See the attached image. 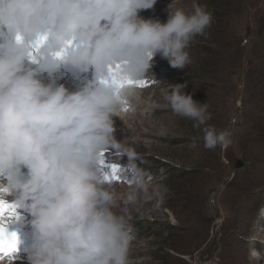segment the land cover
<instances>
[{
  "label": "clouds",
  "instance_id": "1",
  "mask_svg": "<svg viewBox=\"0 0 264 264\" xmlns=\"http://www.w3.org/2000/svg\"><path fill=\"white\" fill-rule=\"evenodd\" d=\"M156 3L0 0V200L26 216L28 264H129L136 232L129 208L142 196L162 198L150 191L141 154L115 138L113 118H122L157 54L175 69L190 63L186 49L212 15L195 0L191 13L172 0L166 22L139 15ZM65 69L91 79L69 91L57 83ZM184 87L171 85L164 100L200 128L211 115ZM202 130L206 149L232 143L228 130ZM112 155L127 157L119 168L123 193L115 188ZM12 233L15 250L0 261L19 251L22 241ZM249 256L259 260L261 253Z\"/></svg>",
  "mask_w": 264,
  "mask_h": 264
},
{
  "label": "rangeland",
  "instance_id": "2",
  "mask_svg": "<svg viewBox=\"0 0 264 264\" xmlns=\"http://www.w3.org/2000/svg\"><path fill=\"white\" fill-rule=\"evenodd\" d=\"M193 2L174 0L172 6L191 13ZM171 3L172 0H157L152 9L142 10L139 15L166 22ZM250 5L247 4L234 16L231 23L236 37H243L245 47L250 48L248 65L254 22L262 11L264 0L255 8H252L254 4ZM251 34L253 40L250 39ZM262 52L264 60V50L258 52L257 49L251 55L253 67L260 63ZM191 63L192 60L184 69H175L157 54L151 71L143 80L145 83L136 86L137 96L125 106L122 118H113L117 141L141 154L143 163L140 166L148 174L146 179L150 182V191L157 189L162 192V198L142 196L129 208L131 222L136 229L129 251V264H264V243H261L264 240V216L260 215V209L264 208V134L251 126L252 117L256 118L261 113L258 109L264 104L262 84L252 78L247 89L243 90V85L238 83L241 73L238 74L237 67L228 69L225 74L220 103L212 108V128L217 132L226 130L233 111L240 108V112L230 126L231 145L226 150L220 149V164L219 146L207 151L204 145L193 146L190 140L200 136L184 129L178 122L179 116L164 100V94L170 91L171 85H184L189 78L188 66ZM66 75L63 74L66 79L64 86L69 91L77 90L79 82L91 79L90 72L79 77ZM59 78L57 82L61 84ZM240 98L241 107L238 106ZM161 129L165 130L164 135L160 134ZM222 154L232 169L229 180H226L228 170ZM236 158L244 161L243 168L235 169ZM108 162L120 168L127 162V157L121 159L112 155ZM172 166L193 170V173L180 177L178 170L169 172ZM169 179L173 183H169ZM114 184L118 193H123L128 187L126 179L120 176L119 179L114 178ZM221 185L223 187L217 192ZM16 216H20V226L27 231L23 224L25 214L17 209ZM16 216L5 217L4 222L12 221ZM252 249L261 253L259 260L250 258ZM6 259L11 260L4 257ZM20 262L28 264L27 260Z\"/></svg>",
  "mask_w": 264,
  "mask_h": 264
},
{
  "label": "trees",
  "instance_id": "3",
  "mask_svg": "<svg viewBox=\"0 0 264 264\" xmlns=\"http://www.w3.org/2000/svg\"><path fill=\"white\" fill-rule=\"evenodd\" d=\"M247 1L248 0H199L198 2L206 11L211 13L212 23L205 29L203 35L195 36L186 49L192 63L188 66L189 78L184 82L185 87L183 90L185 94L192 95L194 101L201 104L206 103L207 111L210 115L212 114V108L217 107L220 103L221 85L228 69L237 67L238 74L241 73L240 71L243 66L247 48L245 47L244 38L239 36L236 37L235 30L232 29L231 23L234 16L238 15L242 9H245L247 4L250 7V4H254L252 8H255L262 0H256L250 3ZM261 10L257 21L255 18L254 22L255 33L250 54L251 61L249 59L250 63L246 71L243 90L247 89L250 79L255 78L262 84L263 91H261V93H264L263 52L259 61L260 63H258L257 66H252L253 57H251L257 49L258 52L259 50H264V6ZM240 75L241 74L238 75L239 86ZM245 104L246 101L244 100L243 106H245ZM258 112L261 113H259L256 118L252 117L251 126L255 128V131L260 130V132L264 134V104L259 107ZM178 122L184 129L189 130L196 136H200L199 139L190 140L191 144L195 145H204V133L202 129L204 127L213 126L212 117L207 120L206 125H202L200 128L193 127L194 122L189 118L179 116ZM226 130H228V126H226ZM205 151H207V149ZM219 153L220 147L218 148V158L220 162ZM177 157H179V155H177ZM175 170L179 171L180 177H187L193 173V170H183V168L177 169V166L169 168V172H174ZM168 181L169 183H173L172 179Z\"/></svg>",
  "mask_w": 264,
  "mask_h": 264
},
{
  "label": "snow or ice",
  "instance_id": "4",
  "mask_svg": "<svg viewBox=\"0 0 264 264\" xmlns=\"http://www.w3.org/2000/svg\"><path fill=\"white\" fill-rule=\"evenodd\" d=\"M145 82H140L138 85H143ZM111 169L113 172V178L119 179L118 172L119 166L117 164H112ZM16 216L15 207L3 200H0V256H3L11 251L15 250L16 237L14 233H10L5 227L4 219L5 217Z\"/></svg>",
  "mask_w": 264,
  "mask_h": 264
},
{
  "label": "water",
  "instance_id": "5",
  "mask_svg": "<svg viewBox=\"0 0 264 264\" xmlns=\"http://www.w3.org/2000/svg\"><path fill=\"white\" fill-rule=\"evenodd\" d=\"M251 40H253V34H251V38H250ZM253 45V42L251 43V46ZM249 52H250V48L249 49H247V51H246V54H245V57H244V63H243V66H242V72H241V75H240V83H241V85H243V83H244V79H245V75H246V71H247V66H248V54H249ZM238 106L239 107H241L242 106V98H240V100H239V103H238ZM240 112V108L236 111V112H234L233 113V118H232V120H231V122L229 123V125H228V127H229V131L231 132V129H230V126H231V124H232V122H234L235 121V116L238 114ZM222 159H223V161H224V164L226 165V167H227V170H228V176L226 177V180H229L230 179V174H231V171H232V169L229 167V166H227V162L224 160V156H223V154H222ZM244 165H245V163H244V161L242 160V159H234V167H235V169H241V168H243L244 167ZM221 187H223V185H221V186H219L218 187V190H217V192H219L220 190H221ZM219 216V213H218V209H217V217Z\"/></svg>",
  "mask_w": 264,
  "mask_h": 264
},
{
  "label": "bare ground",
  "instance_id": "6",
  "mask_svg": "<svg viewBox=\"0 0 264 264\" xmlns=\"http://www.w3.org/2000/svg\"><path fill=\"white\" fill-rule=\"evenodd\" d=\"M63 74L65 75V74H67V75H73V73L71 72V71H69V70H67V71H65V70H63ZM66 75V76H67ZM82 77H83V75H81ZM80 76V77H81ZM61 77V84H66V79L65 78H63V75H61L60 76ZM81 77V78H82ZM46 79V78H45ZM60 79V78H59ZM68 79V78H67ZM70 79V78H69ZM64 81V82H63ZM57 83H59V82H57ZM80 83V86L82 85V81L81 82H79ZM14 219H17V220H20L21 218H20V216H16ZM14 219H12V221H8V222H4V224L6 225V224H13L15 221H14ZM21 227V226H20ZM22 229H24V230H26L24 227H21ZM5 257H8L9 259H11L10 261H11V264H12V262H13V264H27V263H23V262H20V261H25V260H27V254H26V252H25V242H23V243H21L20 245H19V251H16V252H13V253H10L8 256H5ZM19 261V262H17V263H15L14 261ZM7 261H8V259H6V260H3V261H0V264H7Z\"/></svg>",
  "mask_w": 264,
  "mask_h": 264
}]
</instances>
